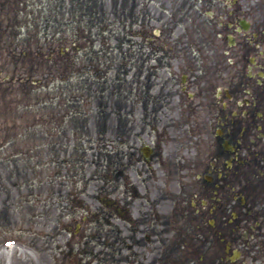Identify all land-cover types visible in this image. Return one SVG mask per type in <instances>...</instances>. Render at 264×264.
Returning a JSON list of instances; mask_svg holds the SVG:
<instances>
[{
    "label": "rangeland",
    "instance_id": "374dc122",
    "mask_svg": "<svg viewBox=\"0 0 264 264\" xmlns=\"http://www.w3.org/2000/svg\"><path fill=\"white\" fill-rule=\"evenodd\" d=\"M8 1L0 0V264H219L220 247L203 240L216 232L244 253L233 264H264L255 259L264 252V216L248 217L238 196L250 193L255 171L264 170L246 158L215 194L195 178L207 173L208 160L193 167L195 155L212 154L200 149L209 134L200 103L214 86L228 88L234 70L225 64L230 53L221 56L226 37L212 36L210 27L226 29L227 14L246 16L264 34V0H64L74 10L61 36L45 19L49 0H17L15 10ZM125 125L130 133L120 143ZM138 141L161 151L139 192L130 193L141 177L126 170L132 162L120 154L137 157ZM187 156L186 164L168 162ZM103 196L118 206L141 202L151 243L141 251L120 245L119 253L109 243H119L117 232L108 236L110 225L103 227L119 221L108 218ZM213 204L215 228L206 224ZM198 211L205 222L188 223ZM232 212L240 214L234 233L226 227ZM254 218L260 225L251 229Z\"/></svg>",
    "mask_w": 264,
    "mask_h": 264
},
{
    "label": "flooded vegetation",
    "instance_id": "af4514ba",
    "mask_svg": "<svg viewBox=\"0 0 264 264\" xmlns=\"http://www.w3.org/2000/svg\"><path fill=\"white\" fill-rule=\"evenodd\" d=\"M217 97L218 99L216 100L215 98L209 95L207 102L200 103V106H205V108L203 109L207 112L209 124V134L206 133L207 140L203 142V146L200 147V149L205 150L206 147L212 148V154L206 156L205 154L199 153L198 155H195L193 157L194 168L201 166L206 162V160H208L209 165L207 168V174H204V176L208 178L210 182L216 179L217 176H222L223 178L225 177V175L222 174L221 169L223 162H227L229 169L237 165V163L239 162V151L243 150V155L245 156H251L254 153V151L250 149L252 142L243 141V134L241 135L239 132H237V121L233 118L234 111L239 106L237 96L235 94H231L224 97L222 95H218ZM259 104V99H253L252 101H248L242 104L245 110L244 116L245 118H247L246 122L249 127L253 126L252 115L257 111ZM251 132L252 129L247 133V135L249 134L251 136ZM235 144L237 145L236 152L232 149ZM158 157L159 153L156 154V158L154 160H158ZM223 158L225 159L223 160ZM186 159H189V156L178 158L170 157L168 159V162L172 164L180 162L186 164ZM189 170L190 167L186 169L187 172H189ZM152 172L153 171H149V174ZM198 174L200 177L201 172H199ZM222 177H219L218 179L222 180ZM144 179L145 177L142 179L141 183L144 181ZM215 185L218 189V182L215 183ZM142 208V204L137 206L136 211L134 213V218L133 220H131L132 226L128 227V229H133L134 234L137 235L134 238L135 242H139L141 236L144 234V232L142 231V224L140 222V216L144 215V211L142 210ZM107 215L108 218L112 216L111 212H109ZM123 228L115 227L116 232L118 234V240L120 242H122L123 240V237L120 234Z\"/></svg>",
    "mask_w": 264,
    "mask_h": 264
}]
</instances>
